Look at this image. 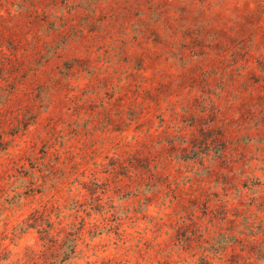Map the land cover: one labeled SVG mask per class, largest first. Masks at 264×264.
<instances>
[{
    "label": "rangeland",
    "instance_id": "obj_1",
    "mask_svg": "<svg viewBox=\"0 0 264 264\" xmlns=\"http://www.w3.org/2000/svg\"><path fill=\"white\" fill-rule=\"evenodd\" d=\"M263 242L264 0H0V264Z\"/></svg>",
    "mask_w": 264,
    "mask_h": 264
},
{
    "label": "trees",
    "instance_id": "obj_2",
    "mask_svg": "<svg viewBox=\"0 0 264 264\" xmlns=\"http://www.w3.org/2000/svg\"><path fill=\"white\" fill-rule=\"evenodd\" d=\"M150 187H151V185H150ZM141 189V188H140ZM214 234H215V232H214ZM215 236V235H214ZM214 236H212V237H209L210 239H214L213 237ZM263 244H264V242H263ZM256 248V246H252L251 247V250L252 251H254V249ZM72 251V253H74L75 252V250L73 249V250H71ZM262 254H263V256H262ZM256 257H257V255H256ZM247 260V264H264V247H262V250H261V254H260V256L259 257H257L256 259H255V254H252V256H250V257H247L246 258ZM249 261H251L252 263H250Z\"/></svg>",
    "mask_w": 264,
    "mask_h": 264
}]
</instances>
